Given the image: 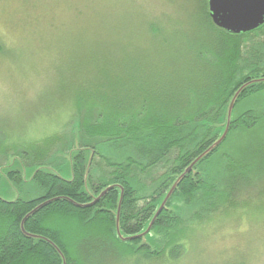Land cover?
Instances as JSON below:
<instances>
[{
    "label": "rangeland",
    "instance_id": "rangeland-1",
    "mask_svg": "<svg viewBox=\"0 0 264 264\" xmlns=\"http://www.w3.org/2000/svg\"><path fill=\"white\" fill-rule=\"evenodd\" d=\"M207 12L208 0H0V198L40 197L42 189L33 181L39 169L72 179L69 159L85 116L73 100L77 94H97L111 109L115 101L141 95L140 82L147 78L164 92L179 66L195 71L188 62L192 49L213 48L217 56L223 42ZM234 43L241 44L238 62L245 74L264 72V26ZM218 61L222 70L229 69ZM249 111L264 115V90L240 99L231 119ZM99 150L114 155L108 144ZM62 154L66 161L53 168ZM167 170L157 167L139 177L142 197L149 198L156 188L150 181ZM198 170L216 200L205 211L196 201L187 203L185 194L173 199V214L188 224L178 227L179 233L186 230L173 235L166 249L157 248L160 234L152 231L147 245L161 256L125 257L122 248L130 241H121L106 258H83L85 249L75 247V253L81 248L76 258L81 264H264V120L251 128L237 125ZM10 171L21 173V188L7 178ZM109 171L97 156L94 178ZM55 221L67 234L71 225L62 217ZM66 243L73 250L72 239Z\"/></svg>",
    "mask_w": 264,
    "mask_h": 264
},
{
    "label": "trees",
    "instance_id": "trees-1",
    "mask_svg": "<svg viewBox=\"0 0 264 264\" xmlns=\"http://www.w3.org/2000/svg\"><path fill=\"white\" fill-rule=\"evenodd\" d=\"M207 15L211 27L222 38V50L216 56L213 48L208 51L192 49L193 57L188 62L193 61L190 66L196 65L197 69L189 71L179 66L175 71L176 79L172 80L173 83L164 92L158 88L159 85L149 84L147 78L140 82L141 95L115 101L111 109L106 99H101L103 103L98 100L97 94H88L87 91L77 94L73 100L85 116H82L79 125L80 148L69 159L72 179L66 180L55 173L38 170L33 181L45 192V198L31 202L20 199L8 202L0 198V264H64V260L66 264H81L80 259L76 258L81 248L75 253V247L79 246L85 249L83 258L92 255L106 258L110 249L119 248L121 242L117 237L116 220L121 190H124L119 221L121 234H139L147 229L155 210L159 209L186 169L222 137L226 130L229 106L235 94L247 85L239 95L237 104L240 99L264 90V81L251 83L264 80L263 71L260 73L257 69H251L245 74L239 67L241 44L235 45L234 42L236 37L242 39L247 35L233 36L219 30L213 25L209 12ZM207 54L211 59L206 58ZM214 58L216 61L212 60ZM218 58L221 64L228 63L229 69L222 70L216 65L219 64ZM204 65H209V68L203 69ZM92 117L95 118L93 121ZM260 120H264V115L257 117L252 111L236 121L231 119L229 133L222 144L237 125L251 128ZM100 144H108L114 155L110 158L102 157ZM222 144L195 164L167 202V209L162 211L153 227L161 238L157 248L161 246L166 249L173 235H183L186 230L179 233L178 227L188 223L173 214L172 202L175 197L185 194L188 196L187 203L196 201L200 205L199 209L205 211L207 206H213L212 201L216 197L209 196L207 191H210L211 184L203 178L198 168L207 163ZM97 154L110 168L100 178H94L93 172L89 171ZM157 167L168 170L150 181L156 188L146 199L139 194L144 185L137 188L139 177L148 175ZM7 178L15 186L17 178L23 184V177L17 171L8 172ZM87 185L97 196L109 186L116 187L97 206L89 208L85 206L93 200V196L86 191ZM228 198L222 197L223 202L228 201ZM50 200H53L51 204L26 220L25 236L21 230L24 218L39 204ZM143 200L146 204L140 207L139 202ZM107 203L116 212L101 210ZM55 216L62 217L71 225L66 227L67 234L57 225ZM85 231L98 235H74L78 234L74 232L83 234ZM69 239L73 241V250L66 243ZM50 242L58 247L60 253ZM135 243L139 244V241ZM122 249L125 257L140 252L155 253L153 255L159 257L162 253L151 252L148 245L139 249L131 246L126 251Z\"/></svg>",
    "mask_w": 264,
    "mask_h": 264
},
{
    "label": "water",
    "instance_id": "water-1",
    "mask_svg": "<svg viewBox=\"0 0 264 264\" xmlns=\"http://www.w3.org/2000/svg\"><path fill=\"white\" fill-rule=\"evenodd\" d=\"M208 12L211 18V21L213 25L218 28L219 30H222L230 35H241V34H247L250 32H253L262 26H264V0H208ZM264 80H257L253 81L251 83H256ZM247 85L243 86L234 96V98L231 101V104L229 106L228 115H227V125L226 130L222 137L212 146L210 149H208L203 155H201L189 168L188 170L178 179V181L175 183V185L172 187L170 192L167 194V196L164 199V202L158 209L157 213L155 214L149 228L146 232L150 230L162 210L165 208L166 203L170 199V197L173 195L175 190L178 188V185L181 183V181L185 178V176L192 170L193 166L206 157L209 153L213 152L217 147H219L223 141L226 139L230 123H231V116L232 112L234 110V107L236 105V101L241 94V92L246 88ZM123 200V194H121L120 199V205ZM53 200L47 201L34 209L30 214H28L24 220L21 223V230L26 236V231L24 228L26 220L34 215L36 212H38L40 209L46 207L47 205L51 204ZM85 207H91V205H86ZM117 233L120 236L121 231L119 228V224H117ZM142 236L138 237H132L128 239H123V241H133L139 238H142ZM50 244L60 253V250L58 247L50 242ZM63 257V256H62ZM64 259V257H63ZM64 264H66V261L64 260Z\"/></svg>",
    "mask_w": 264,
    "mask_h": 264
},
{
    "label": "flooded vegetation",
    "instance_id": "flooded-vegetation-1",
    "mask_svg": "<svg viewBox=\"0 0 264 264\" xmlns=\"http://www.w3.org/2000/svg\"><path fill=\"white\" fill-rule=\"evenodd\" d=\"M263 27V26H262ZM260 29V28H259ZM259 29H257V30H255V31H253V32H250V33H247V34H241V35H233V36H243V35H250V34H255ZM76 143V142H75ZM76 144H78V148H80V146H79V141L76 143ZM74 146H75V144H74ZM66 148V147H65ZM74 150V148H72V146H70L69 148H68V151H69V154L72 152ZM65 152V151H64ZM67 153V152H66ZM97 156H99L100 157V155H95L94 156V160L97 158ZM65 155L64 154H62V157H59V158H57V160L53 163V168L54 167H57L58 165H59V163L63 160V162H65L66 161V159H65ZM92 157V156H91ZM90 157V158H91ZM102 157H105V156H102ZM60 158H62V159H60ZM101 158V157H100ZM106 158H110V157H106ZM102 159V158H101ZM94 160H93V162H92V164H91V166H90V168H89V171H91L92 172V166H93V164H94ZM102 161H103V163H104V159H102ZM195 166V165H194ZM193 166V167H194ZM39 170H41V171H44V170H42V169H39ZM188 170V168L186 169V171ZM192 170H193V168H192ZM191 170V171H192ZM38 171V170H37ZM185 171V172H186ZM191 171L188 173V174H190L191 173ZM44 172H46V171H44ZM90 172V173H91ZM184 172V173H185ZM183 173V174H184ZM55 174H57L58 176H61L59 173H55ZM187 174V175H188ZM186 175V176H187ZM185 176V177H186ZM63 178V177H62ZM64 179V178H63ZM178 181V180H177ZM182 182V181H181ZM175 185V184H174ZM173 185V186H174ZM180 185V184H179ZM179 185H178V187H179ZM21 186H22V182H21V180L20 179H16V187L17 188H21ZM90 186V185H89ZM138 187L137 188H139V187H141L142 185H140V184H138L137 185ZM116 187V185L115 186H109L108 188H106L105 190H103L98 196L97 195H95V193L93 192V190L91 189V187H90V190L87 188L86 189V191H88L92 196H93V200L90 202V203H88V204H86V205H91V207H89V208H92V207H95V206H97L100 202H101V200H103V199H105L106 197H107V195L110 193V192H112L113 191V189ZM143 187V186H142ZM172 189V188H171ZM42 195L40 196V197H38V198H35V199H30V200H26V202H31V201H34V200H41V199H43V198H45V192L42 190ZM170 192V191H169ZM94 193V194H93ZM121 194H123V199H124V190L122 189L121 190ZM140 194V193H139ZM141 195V194H140ZM151 195V194H150ZM172 197V196H171ZM170 197V198H171ZM120 199H121V197H120ZM18 200V199H17ZM16 201V200H15ZM23 201V200H22ZM25 201V200H24ZM169 201V200H168ZM163 202H164V200H163ZM45 203V202H44ZM120 203V202H119ZM122 203H123V200H122ZM122 203H121V205L120 204H118V206H119V209H118V211L116 212V210H113V208H111V204L110 203H107L106 205H105V207H101V210H106V211H112V212H116V220H117V224H119V221H120V219H121V210H122ZM140 203H142V201H140L139 202V206L140 207H143L145 204H143V205H140ZM43 203H41V204H39V206L40 205H42ZM162 205V204H161ZM38 206V207H39ZM85 206V205H84ZM37 208V207H36ZM160 208V207H159ZM165 209H167V203H166V206H165V208L162 210V211H164ZM98 211V209L95 211V212H97ZM157 211H158V209H156L155 210V212H154V214H156L157 213ZM162 213V212H161ZM160 213V214H161ZM153 216H155V215H153ZM159 217V216H158ZM154 218V217H153ZM158 219V218H157ZM156 219V220H157ZM153 220V219H152ZM152 222V221H151ZM156 222V221H155ZM155 222H154V224H155ZM151 224V223H150ZM150 224H149V226H150ZM154 224L152 225V227L150 228V230L148 231V232H146L147 231V229L149 228V226L147 227V229L146 230H144L143 232H140L139 234H136V235H130V236H126V235H123V234H121L120 236L118 235V233H117V237H118V239L120 240V241H123V239H128V238H132V237H138V236H142V235H144L142 238H139V239H136V240H133V241H135V242H137V241H139V244H134L133 246H131V243L130 242H132V241H130L126 246H127V248L128 247H133V248H136V249H139L140 247H142L143 245H147L148 243H147V240H148V236L149 235H151V233H152V231H153V227H154ZM74 235H80V234H74ZM81 235H84V233L83 234H81ZM89 235H98V234H96V233H94V232H91ZM126 242V241H125ZM137 246L139 247V248H137ZM151 248H153L152 246H150ZM151 252H152V250H151Z\"/></svg>",
    "mask_w": 264,
    "mask_h": 264
}]
</instances>
